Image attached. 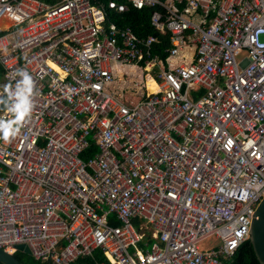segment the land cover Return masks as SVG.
Instances as JSON below:
<instances>
[{"label": "built area", "instance_id": "obj_1", "mask_svg": "<svg viewBox=\"0 0 264 264\" xmlns=\"http://www.w3.org/2000/svg\"><path fill=\"white\" fill-rule=\"evenodd\" d=\"M150 7L156 35L108 21ZM245 54L242 56V53ZM0 248L47 264H227L264 196V0H0ZM156 87L151 91L147 80ZM94 154H82L91 146ZM215 236L220 244L201 249Z\"/></svg>", "mask_w": 264, "mask_h": 264}, {"label": "trees", "instance_id": "obj_2", "mask_svg": "<svg viewBox=\"0 0 264 264\" xmlns=\"http://www.w3.org/2000/svg\"><path fill=\"white\" fill-rule=\"evenodd\" d=\"M105 1V0H100ZM152 8L143 7L137 9L133 6H129L124 12H116L113 10H107L108 21L114 22L117 26H130L132 30L138 36L156 35L159 37V42L154 44L153 52L160 54L161 57L166 56V52L163 50L169 46L168 36L159 34L154 30L150 23V13ZM2 76V69L0 66V79ZM96 146L91 145L83 154L84 158L94 154ZM14 255L24 264H44L33 258L30 254L23 251H16ZM1 264V263H0ZM227 264H259L255 257L252 246L247 240L243 241L235 251L233 257L227 261Z\"/></svg>", "mask_w": 264, "mask_h": 264}, {"label": "clouds", "instance_id": "obj_3", "mask_svg": "<svg viewBox=\"0 0 264 264\" xmlns=\"http://www.w3.org/2000/svg\"><path fill=\"white\" fill-rule=\"evenodd\" d=\"M21 80L17 83L15 91L10 85H5V92L8 94V101L11 104L8 110L13 113V119H0V138L5 142L19 135L24 123L32 115L34 109V88L35 83L32 76L25 70L19 72ZM0 102L7 103L3 100Z\"/></svg>", "mask_w": 264, "mask_h": 264}, {"label": "water", "instance_id": "obj_4", "mask_svg": "<svg viewBox=\"0 0 264 264\" xmlns=\"http://www.w3.org/2000/svg\"><path fill=\"white\" fill-rule=\"evenodd\" d=\"M253 252L259 264H264V196L258 202L250 223L249 237ZM17 249L30 254L24 244H18ZM1 264H24L17 257L4 249L0 248ZM50 264V263H47Z\"/></svg>", "mask_w": 264, "mask_h": 264}, {"label": "rangeland", "instance_id": "obj_5", "mask_svg": "<svg viewBox=\"0 0 264 264\" xmlns=\"http://www.w3.org/2000/svg\"><path fill=\"white\" fill-rule=\"evenodd\" d=\"M245 52L242 53V56ZM220 244V240L215 236H209L198 243V247L201 249H210Z\"/></svg>", "mask_w": 264, "mask_h": 264}, {"label": "bare ground", "instance_id": "obj_6", "mask_svg": "<svg viewBox=\"0 0 264 264\" xmlns=\"http://www.w3.org/2000/svg\"><path fill=\"white\" fill-rule=\"evenodd\" d=\"M147 85L149 86V89L151 91H154L156 89V87H155V85L151 79L147 80Z\"/></svg>", "mask_w": 264, "mask_h": 264}, {"label": "crops", "instance_id": "obj_7", "mask_svg": "<svg viewBox=\"0 0 264 264\" xmlns=\"http://www.w3.org/2000/svg\"><path fill=\"white\" fill-rule=\"evenodd\" d=\"M2 69V68H1ZM147 84V83H146ZM148 86V85H147ZM148 88H149V86H148Z\"/></svg>", "mask_w": 264, "mask_h": 264}]
</instances>
